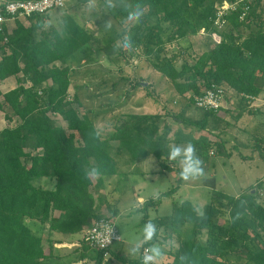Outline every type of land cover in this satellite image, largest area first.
Segmentation results:
<instances>
[{
  "label": "trees",
  "instance_id": "16d2710c",
  "mask_svg": "<svg viewBox=\"0 0 264 264\" xmlns=\"http://www.w3.org/2000/svg\"><path fill=\"white\" fill-rule=\"evenodd\" d=\"M125 2L126 6L115 10L114 15L129 28L131 44L142 45L147 54L157 50L153 65L168 78L174 80L192 69L187 79L175 81L178 93L185 95L187 101L194 103V95L202 93L212 83L225 88L228 84L245 96L258 94L260 83L264 82V16H258L264 10V0H256L244 19L238 17L240 7L231 11L221 41L209 43L196 63L182 62L179 66L174 64V55L159 51L164 45L162 22L175 26L168 34L169 39L197 32L201 27L209 32L214 25V0ZM137 7L142 16L138 22H129L128 14ZM44 15H30L28 24L17 18L10 29L0 30V80L9 75H15L16 79L14 87L6 91L0 89V108L3 104L8 105L18 118L15 124L0 128V264H42L43 259H50L52 255L53 241L49 232L84 231L100 216L96 211L99 198L92 193L90 185L101 186L105 175L116 171L111 156L113 147L115 155L123 153L136 157L153 153L161 168L168 169L164 159L169 153L166 138L169 126L158 132L159 114L121 113L118 120L125 117L129 120L102 137L88 114H80L72 100L66 98L70 62H79L87 56L85 50L91 36L68 14L62 18L61 29L45 31ZM153 16L156 20H151ZM252 21L256 23L255 28L245 33L239 29ZM73 99L78 98L75 95ZM214 111L205 110L206 113ZM48 112L61 114L66 126ZM174 116L178 117L177 114ZM205 117L203 115L199 120L183 118L182 121L204 127ZM7 118L12 119V115ZM126 122L131 123L127 125ZM75 131L79 133L78 139ZM113 139L117 144H111ZM189 143L195 146L196 155L203 164L214 142L199 139ZM92 169H96L98 175L90 176ZM180 169H177L175 184L156 197L144 200V210L157 204L160 196L170 195L177 189L182 180ZM43 176L54 177V186L35 183ZM122 186L118 184L115 189L122 190ZM220 196L227 198L230 205L225 224L215 221L218 210L210 202L202 213H198L190 200L175 201L169 218L156 215L148 219L156 225L157 233L151 242L142 241L138 256L115 253L110 247L107 250L91 247L84 237L82 246L94 248L95 252L90 256L93 264H102L105 252L117 260L110 264H142L144 248L157 241L162 225L192 221V235L181 239L178 247L169 252V264H231L230 253L244 254L241 264H264V240L260 238L258 228L263 226L264 210L255 202V194L221 192ZM26 219L40 222V230L29 226ZM204 227L208 230L205 237L200 238L198 235ZM86 256L84 252L80 253V257Z\"/></svg>",
  "mask_w": 264,
  "mask_h": 264
},
{
  "label": "rangeland",
  "instance_id": "374dc122",
  "mask_svg": "<svg viewBox=\"0 0 264 264\" xmlns=\"http://www.w3.org/2000/svg\"><path fill=\"white\" fill-rule=\"evenodd\" d=\"M214 2L216 4L218 0H214ZM124 6H126L125 0H66L62 7L52 9L44 15L43 28L45 31L51 28L61 29L62 18L68 14L82 24L91 36L85 50L87 56L79 62H70L72 67L69 73L70 82L66 98L72 100V105L78 109L80 114H88L102 137L108 136L117 125L129 120L128 117L118 120L117 117L121 113L159 114L158 132H163L164 127L169 126L167 134H171L172 130L177 127L188 125L182 121L183 118L201 119L204 111L200 110V107H197L193 102L187 101L185 95L184 97L179 94L175 84V81L187 79L189 74H192V69L187 70L174 80L157 69L153 65L154 52L157 50L147 54L142 45H132L129 28H125L116 19L115 10L124 8ZM258 16H264V10L261 11V14L258 13ZM20 19V21L29 23L28 17ZM151 20H156V17L153 16ZM108 23H110V27ZM13 25L14 21L8 22L9 29ZM162 26L164 45L160 47L159 51L169 56L174 55L173 61L176 66L182 62L189 65L196 63L202 51L209 45L202 27L197 32L169 39L168 34L175 26L167 21L162 22ZM255 27L256 23L252 21L248 26L242 25L239 29L245 33ZM125 38L130 42V47L127 49L124 48ZM195 77L200 79L197 75ZM3 80L0 82L2 90L9 88L16 81L15 75H9ZM227 93L226 90L225 96L228 95ZM230 94V97H233L231 92ZM75 95L78 99H73ZM1 99L2 96H0ZM230 100L233 106L231 109L229 108V114L225 115L226 122H234L233 124L236 126H229L227 130L222 131V137L227 142L226 150H230L229 153L219 154L213 148L204 175L195 180H181L177 189L170 195L160 196L157 204L149 205L144 210V200L156 197L160 192L176 183L177 169L181 168L179 160L171 161L168 157L164 159L169 169L156 173L153 175L155 177L137 176L133 181L137 185L136 191L128 187L122 188L123 186L121 187L123 190H116L113 182L110 181L113 174L105 175L104 183L102 182L105 198L102 197L98 201L96 211L100 216H111L122 236V240L114 242L110 249L125 256H138L142 247L143 228L149 222L148 218H153L156 215L169 218L175 201L189 199L198 213H202L210 202L218 210L215 214L217 215L215 221L220 225L227 221L230 206L227 198L220 196L221 192L234 195L253 192L255 202L260 204L264 210V109L261 110L258 106L248 107L249 103L240 99L239 96L235 98L236 101L231 98ZM48 113L58 123L66 126V121L61 114ZM174 114H177L178 117H175ZM10 115H12V119L9 120L7 116ZM17 120L12 109L3 104L0 108V128L11 126ZM75 136L76 139L79 138L77 131H75ZM110 142L114 145L117 144L116 139L110 140ZM172 144H174V140H170V145ZM186 145L185 143L184 146ZM112 150L114 151V147L111 149V156L116 164L121 156H116ZM247 156L250 158H246ZM212 162L216 164L212 165ZM138 166L142 168L141 163ZM54 180L56 181L54 177H40L35 183L49 187L54 184ZM199 182H204V185H195ZM98 187L100 185L93 186L91 184L90 190L96 195L102 194L101 190L98 191ZM139 196L142 197V202H139ZM144 216L148 218H144ZM26 222L36 231L41 228L36 220L26 219ZM32 222H35L37 226L35 227ZM192 224L193 222L190 221L177 225L166 223L161 226L157 241L152 244L159 245L163 249L164 255L156 261V264L170 263L169 252L178 247L181 239L192 235ZM262 224L263 226H258V228L260 238L264 240V220ZM207 230L208 228L204 227L198 237L204 238ZM83 234L84 231H80L70 237L67 236L66 242L70 243L69 247H66L67 251L60 248L56 250V253L52 252L50 263L70 264L74 261V264H93L94 260L90 256L95 251L94 248L82 246ZM255 243L258 244V241ZM251 247L252 245H250ZM81 252L87 256L80 257ZM229 259L231 264H241L245 256L242 253L237 255L230 253ZM116 262L117 260L113 256L104 254L102 264Z\"/></svg>",
  "mask_w": 264,
  "mask_h": 264
},
{
  "label": "crops",
  "instance_id": "0c3cea01",
  "mask_svg": "<svg viewBox=\"0 0 264 264\" xmlns=\"http://www.w3.org/2000/svg\"><path fill=\"white\" fill-rule=\"evenodd\" d=\"M22 22L24 24H27L25 21H22ZM0 57H1V53H0ZM3 81H4L3 79L0 80V82H3ZM15 85H16V81H15V84L10 85L9 88L2 90V88L0 86V89L2 91H6V90L14 87ZM226 88H227L226 90L228 91V93H227L228 95H226L225 99L223 100L222 108H220L217 111L208 112V113L205 112V109L200 108V110L204 111L203 115H206V117H205L206 121H205L204 127H199L196 124L192 125V123H188V125H186L184 127H180V128L177 127L175 130H172L171 134H167L166 138L169 140L167 143L169 148L171 146H174V145L184 146L185 143L189 144V141H191V140L209 139V140L214 142V146L211 148V150H213V148H216L218 146L217 147L218 149L217 150L215 149L216 153H219V154L223 153V152H224V154L229 153L230 150L229 151L226 150V147H227L226 143L227 142H225V140L222 137V131L227 130V128L229 126H233V127L236 126L235 124H233L234 122H226L227 118L225 115L229 114L230 109L233 106L232 105L233 103L231 102L230 98L232 100H235V98L239 96L240 99L245 100V102L249 103L248 107L258 106V107H260L259 109L263 110L264 109V82L260 83V91L258 92V94L252 95V96L242 95V93L236 91L233 87L229 86L228 84H227ZM230 92L233 94V97H230L231 96ZM238 101H239V99H238ZM237 103H240V102H237ZM194 119H197V118L195 117ZM170 140H174V144L170 145ZM210 155L206 159V161L202 164L204 172L207 170L206 168L208 167V164H209ZM116 156H121V158L118 160L119 162L117 161V163L115 164L116 165V171L114 173H112L113 175L110 179V181L113 182L114 186L121 184L124 187H128V188L133 189V191H136L137 185H136V183H133V181L137 176L155 177L153 175H156V173L163 172V171L167 170V169L161 168V165L159 163L158 158L153 153H148L146 155H139L136 157H130L128 154H123V153H122V155L120 154V155H116ZM246 158H250V156H247ZM251 158H253V157H251ZM139 163L142 164V168H140L138 166ZM215 164H216L215 162H212V165H215ZM43 177H47V176H43ZM203 183L204 182H199L198 184H195V185H200V184L204 185ZM54 184H55V180H54ZM54 184H52V186H49V187H53ZM45 187H48V186H45ZM100 190H101L102 194H97L99 200L102 199V197L105 198V195H104L105 189H104L103 185L98 187L99 192H100ZM112 193L113 192L111 191V194ZM138 200H139V202L143 201L141 196L138 197ZM148 219H150V218H148ZM32 223L35 224V222H32ZM36 226H37V224H35V227ZM38 226H42V224L40 222H38ZM76 233H78V232H75V233H65V232H61V231L49 232L48 236L53 241L52 246L50 248L52 250V252L56 253V250L60 249V248H62V250L67 251L68 248H66V247L67 246L69 247L70 243L66 242V238H67V236L70 237L71 235L76 234ZM44 246L47 247V242H45ZM113 251L115 253H120L118 251H115L114 249H113ZM107 254L110 255V253H107ZM74 263L75 262L72 261L70 264H74ZM42 264H51L49 258L43 259Z\"/></svg>",
  "mask_w": 264,
  "mask_h": 264
},
{
  "label": "built area",
  "instance_id": "2783aa9c",
  "mask_svg": "<svg viewBox=\"0 0 264 264\" xmlns=\"http://www.w3.org/2000/svg\"><path fill=\"white\" fill-rule=\"evenodd\" d=\"M66 0H0V30L8 27L9 21L29 17L32 14H46L48 11L62 7ZM256 0H222L215 4L213 29L207 32L203 27L208 43H218L222 39V31L228 26L227 15L241 8L238 17L244 19L246 13ZM226 88L224 85L212 83L202 93L194 95V104L205 110H219L223 105ZM85 241L94 248L106 249L114 242L122 240L114 220L109 215H101L92 220L84 230ZM147 247L144 248L145 250ZM107 254V252H105Z\"/></svg>",
  "mask_w": 264,
  "mask_h": 264
},
{
  "label": "clouds",
  "instance_id": "9594fccd",
  "mask_svg": "<svg viewBox=\"0 0 264 264\" xmlns=\"http://www.w3.org/2000/svg\"><path fill=\"white\" fill-rule=\"evenodd\" d=\"M142 11L137 9L131 11L127 20L129 22H138L142 16ZM110 27V23H108ZM130 47V42L125 38L124 48ZM168 159L171 161L179 160L181 164L180 178L184 181L195 180L204 175V169L202 167V161L196 155V148L193 144L189 143L186 146L174 145L169 148ZM90 176L98 175L96 169H92L89 173ZM157 228L152 222L145 224L143 228V242L149 243L156 236ZM139 251V249H136ZM164 255L163 249L156 244L150 245L145 253L142 255V264H156V261Z\"/></svg>",
  "mask_w": 264,
  "mask_h": 264
}]
</instances>
